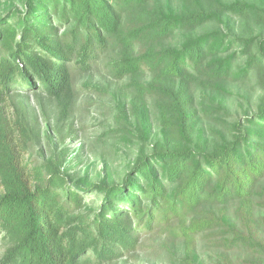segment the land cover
Instances as JSON below:
<instances>
[{"label":"trees","instance_id":"1","mask_svg":"<svg viewBox=\"0 0 264 264\" xmlns=\"http://www.w3.org/2000/svg\"><path fill=\"white\" fill-rule=\"evenodd\" d=\"M98 71L127 171L76 175L67 149L30 164L13 96L62 111ZM151 242L264 264V0H0V264H126Z\"/></svg>","mask_w":264,"mask_h":264},{"label":"rangeland","instance_id":"2","mask_svg":"<svg viewBox=\"0 0 264 264\" xmlns=\"http://www.w3.org/2000/svg\"><path fill=\"white\" fill-rule=\"evenodd\" d=\"M109 79L99 71L88 79H78V85L91 81L90 86L83 89L71 106L67 105L62 111L44 96L34 93L13 96L8 109L13 127L19 131L20 127L27 126L38 137L37 145L29 149L31 152L26 156L30 164L39 163L67 149L69 158L80 150V157L73 161L72 170L76 175L82 176L88 171L90 177L95 179L103 173L105 163L113 172L123 174L127 171L135 148L115 145L108 132L114 124L115 115L110 96L114 86ZM72 127L74 133L69 134ZM146 247L126 264H174L157 243H148Z\"/></svg>","mask_w":264,"mask_h":264}]
</instances>
